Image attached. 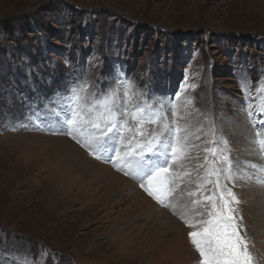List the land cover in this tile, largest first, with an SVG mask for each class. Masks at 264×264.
I'll return each instance as SVG.
<instances>
[{"label": "rangeland", "instance_id": "1", "mask_svg": "<svg viewBox=\"0 0 264 264\" xmlns=\"http://www.w3.org/2000/svg\"><path fill=\"white\" fill-rule=\"evenodd\" d=\"M117 72L140 89L129 110L145 94L165 104L179 96V123L196 147L171 164L169 207L140 182L134 132L109 162L108 151L94 158L45 115L78 81L107 90ZM249 79L255 125L240 86ZM261 80L264 0H0V264H200L181 215L185 201L215 190V176L204 183L208 165H198L221 140L236 178L219 179L240 200L250 251L264 264V183L255 179L264 156L253 143L264 127ZM145 127L136 140L146 142Z\"/></svg>", "mask_w": 264, "mask_h": 264}, {"label": "snow or ice", "instance_id": "2", "mask_svg": "<svg viewBox=\"0 0 264 264\" xmlns=\"http://www.w3.org/2000/svg\"><path fill=\"white\" fill-rule=\"evenodd\" d=\"M240 86L245 94V109L255 125L253 101L250 99L251 80H241ZM90 87V81L86 79L78 81L67 90L66 94L52 102L53 107L45 114L46 117L59 125L63 134L71 135L77 143L88 147L94 158L101 159V154L108 151L109 162L113 155L120 158L118 149L120 142L125 139L123 133L134 132L135 136L143 139L148 131L145 126L151 125L152 131L146 137V142L136 140L135 136L127 139L130 148L136 150L132 159L137 164L142 186L147 180L148 186L145 191L164 207H169L167 197L175 190L169 187L172 180L169 176L171 164L188 158L191 150L196 147L189 143L191 133L188 131V126L182 127L179 123L183 119L177 106L179 96L165 104L163 101L152 102L145 94L129 110V104L140 91L139 86L130 77L117 72L115 87L110 86L107 90L93 88L89 91ZM256 92L260 94L255 101L256 112L264 113V80L258 82ZM37 119L40 117L37 116ZM129 120L134 122V128L129 124ZM85 130H87L86 134ZM195 138L200 139L199 135ZM226 143L221 140L213 143L211 148H204L206 153L203 158L204 163L198 165V167L208 165L203 178L204 183L212 184L210 177L215 176V190L210 194L201 192L199 198L189 199L183 204L187 213H191L193 217L206 216V219H188L187 213H182L181 218L187 227L194 229L189 233V237L199 253L200 264H255V257L250 251L246 230L242 225L243 217L239 216L238 208L234 207L240 204V200L219 179L221 174H224L228 182H233L236 178L232 161L223 152H217V149ZM253 143L264 156V127L257 128ZM125 155L131 153L126 151ZM210 156L217 157L225 167H215L217 160H211ZM251 167L257 166L251 165ZM258 170L264 172V168ZM255 179L264 183V176H256ZM198 188H203V185H199ZM187 196L196 197L197 193L188 191ZM202 201L206 203L202 204ZM47 255L46 250L41 253L42 258ZM16 264H37V262L28 256H18Z\"/></svg>", "mask_w": 264, "mask_h": 264}, {"label": "bare ground", "instance_id": "3", "mask_svg": "<svg viewBox=\"0 0 264 264\" xmlns=\"http://www.w3.org/2000/svg\"><path fill=\"white\" fill-rule=\"evenodd\" d=\"M230 2V1H229ZM262 15V14H261ZM122 184H120V186H121ZM97 219V218H96ZM99 220V219H98ZM87 221V220H86Z\"/></svg>", "mask_w": 264, "mask_h": 264}]
</instances>
